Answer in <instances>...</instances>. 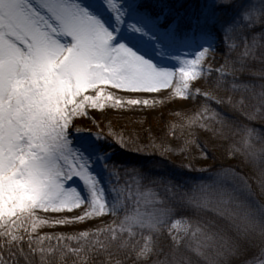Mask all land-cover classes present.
Wrapping results in <instances>:
<instances>
[{"label":"snow or ice","instance_id":"snow-or-ice-1","mask_svg":"<svg viewBox=\"0 0 264 264\" xmlns=\"http://www.w3.org/2000/svg\"><path fill=\"white\" fill-rule=\"evenodd\" d=\"M168 89L211 105L183 143L207 166L172 167L166 143L78 119L102 97L154 107ZM200 130L226 143L223 160ZM103 254L264 264V0H0V264Z\"/></svg>","mask_w":264,"mask_h":264},{"label":"rangeland","instance_id":"rangeland-1","mask_svg":"<svg viewBox=\"0 0 264 264\" xmlns=\"http://www.w3.org/2000/svg\"><path fill=\"white\" fill-rule=\"evenodd\" d=\"M210 63L211 67L213 68L212 61ZM205 86L206 83L203 87H201V92H205ZM173 91L174 89L162 90L160 94H154V96L147 97L149 100H152L153 98L156 99L157 103L154 107H136L128 110L114 109L112 107L113 102L102 97L98 103L103 105V107H98L96 109L86 107L85 111L88 113V115L81 116L78 119L81 125L86 126L88 130L90 126L95 127V131L90 130L92 132L102 131L104 133H116L122 128V131L119 134H122L124 137H126L124 133L125 131H128L129 127L134 129L133 134L136 137L143 136L141 139L146 137V132L149 131V133H151L152 130L159 131L158 129L167 130L170 133L176 131L183 133L187 128L186 125L189 117L187 113L190 111L195 97L199 95L194 94L188 100H184L179 96H172V98L169 99L168 96ZM165 114L168 115L167 119L166 117L163 118ZM103 123H105L106 129L99 127V125ZM47 215L57 216L63 214L50 213ZM87 227H94V224L85 222L84 224L73 226L45 227L41 229L40 232L41 234L72 233Z\"/></svg>","mask_w":264,"mask_h":264},{"label":"trees","instance_id":"trees-1","mask_svg":"<svg viewBox=\"0 0 264 264\" xmlns=\"http://www.w3.org/2000/svg\"><path fill=\"white\" fill-rule=\"evenodd\" d=\"M217 55L219 58V61H218V65H219V63L222 60V57H221L220 53H217ZM207 88L209 91H211V87L209 84L207 85ZM206 104H209V102L206 101L205 98H203V97L197 98L192 109L187 113V115H195L196 112L198 110H201ZM209 106H211V105L209 104ZM167 116L168 115H164L163 118L166 117V119H167L168 118ZM167 125H168V123H167ZM167 125H166V127H167ZM100 127H103L104 129H106L104 124L100 125ZM158 130L159 131L152 130L151 133H149V131L146 132V137L141 139L143 136L136 137L133 134L134 129L129 127L128 131H125V133H124L126 135V137H124V138L128 139L130 137H134V138L138 139V141L141 144L148 143L149 141H155L157 144H159L161 142L166 143L168 146L175 149L174 152L169 153L164 158L172 167H177V166H181V165H194L195 167L207 166V164L200 158L201 157L200 148L196 147L195 145H190L189 149L187 151L183 150L184 139L188 138V136H187L188 129L187 128L183 133H179L178 131L170 133L167 130H163V129H158ZM121 131H122V128L119 129V132L117 131L116 133H121ZM191 139H195L197 141V143H199V141H201V140L208 141V137L203 132V130H200L199 133L196 136L191 137ZM208 147L215 153V155L218 158L223 160L226 143H218L215 141H208ZM224 162L225 163H232L234 161H224ZM207 163H211V161H208ZM193 175L195 176V175H199V174L193 173ZM76 259H77L76 257H72L71 255H69L65 258V264H73V261ZM79 259L83 260L84 264H101V261H104V260H111V261H113V264H115V261L121 260L122 256H119V255L109 256L107 254H103V255H99V256H90V257H83L82 256Z\"/></svg>","mask_w":264,"mask_h":264}]
</instances>
